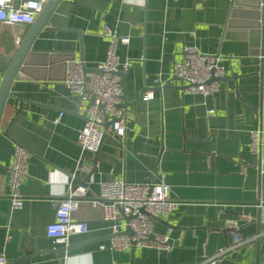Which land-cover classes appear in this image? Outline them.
I'll return each instance as SVG.
<instances>
[{"label": "crops", "instance_id": "1", "mask_svg": "<svg viewBox=\"0 0 264 264\" xmlns=\"http://www.w3.org/2000/svg\"><path fill=\"white\" fill-rule=\"evenodd\" d=\"M230 7L231 0L60 2L50 27L40 31L31 50L73 54L75 63L81 51L85 67L96 69L107 51L102 36L107 27L129 38L128 45L116 48L121 61H132L125 75L127 102L137 100L140 92H152L154 98L125 109V139L105 135L94 172L83 184L86 193L72 215L73 221L87 224V232L71 235L65 246L72 249L59 259L51 251L64 246L54 245L44 228L54 220L71 178L81 182L83 164L91 169L94 157L76 144L84 123L80 95L54 80L20 75L13 82L0 123V256L9 264H208L230 243L228 232L236 231L249 241L227 256L249 264L262 248L259 264H264V229L257 222L258 214L264 215V174L259 175L250 152V131L264 130V59H258L264 55V37L258 54L252 52L255 41L230 36L233 33L223 37ZM30 27L0 24V56L11 55L15 38L21 41ZM188 46L222 57L225 79L209 97L185 94L178 81H171L173 65L182 61ZM15 145L31 155L18 210L11 209L8 198ZM115 180L162 181L170 187L175 209L155 221L157 233L170 230L174 248L169 253L140 247L99 249L108 245L110 231L101 207L90 202L98 200L101 183Z\"/></svg>", "mask_w": 264, "mask_h": 264}, {"label": "built area", "instance_id": "2", "mask_svg": "<svg viewBox=\"0 0 264 264\" xmlns=\"http://www.w3.org/2000/svg\"><path fill=\"white\" fill-rule=\"evenodd\" d=\"M48 0H0V24L13 27L19 24H31ZM264 14V0L261 3ZM103 37L107 39L108 46L104 60L97 65L100 73H87L88 82H84L81 65L74 62L66 72L64 84L72 92L81 94L83 86L87 93L83 95V104L80 106L86 119L78 131L76 144L82 153L94 154L102 144L104 134L125 139L129 132L126 111L120 107L121 85L119 73L126 74L132 61H121L116 54L119 44L128 45V37H119L107 27L103 30ZM16 45L19 38H15ZM182 61L175 63L172 77L178 79L184 86L183 93L188 95H201L209 97L219 89V81L224 76L222 57L217 54L200 53L195 47L188 46L183 49ZM259 60L264 59L263 54L258 55ZM212 80V81H211ZM90 96L94 97L93 104L86 107ZM260 96L264 100V74L260 82ZM154 98L152 92L145 93L142 100L147 102ZM209 113H212L210 111ZM262 119L261 111H257ZM62 113L55 121L58 122ZM114 119L112 124L104 131L103 124L106 117ZM250 152L257 159L259 175L264 174V130L250 131ZM30 152L19 145H15L11 165L8 169V198L11 209L22 207L23 198L20 187L28 177V160ZM86 188L78 185L72 177L68 184L65 197L57 202L54 220L45 228V236L57 246H65L71 235H82L87 232L85 222L72 220L73 213L78 209L79 199L84 197ZM92 207H101L102 220L108 223L110 231L107 246L100 245V250L122 252L134 247L153 249L157 252L169 253L174 244L169 239V232L157 233L155 221L159 217H168L175 209L176 204L170 199V187L162 181L146 184H129L122 180L100 184L98 200L90 202ZM125 217L130 220L125 222ZM123 228V229H122ZM128 228L132 235L122 232ZM230 243L219 251L210 261H221L228 253L241 247L249 240L241 239L236 231L228 232ZM258 238V237H255ZM209 261V262H210ZM0 264H9L4 255L0 256Z\"/></svg>", "mask_w": 264, "mask_h": 264}, {"label": "water", "instance_id": "3", "mask_svg": "<svg viewBox=\"0 0 264 264\" xmlns=\"http://www.w3.org/2000/svg\"><path fill=\"white\" fill-rule=\"evenodd\" d=\"M62 0H48L42 11L38 14L35 20L30 24L31 27L28 32L23 35L21 41L16 46L15 50L11 55L8 56H0V123L1 117L4 109V105L6 100L9 97L10 87L13 82L19 79L20 75L27 76L29 78L35 80H54L57 82H64L66 78L67 70H70L73 66L75 56L73 54H49V53H40L31 50L32 43L37 38L38 34L43 28L50 27L49 20L55 9L60 4ZM263 0H231V7L229 9L227 20L223 26V37L228 33H233L230 36L249 39L251 41H255L252 45V49H256V51H252L255 54H258L262 49L263 37H264V14L261 11V3ZM54 29V27L52 26ZM55 30V29H54ZM81 49V46H80ZM79 63L81 65V71L83 73L84 82H88V78L86 77L87 73H100V71L96 69L86 68L83 60H82V52H79ZM120 76V85H121V104L120 107L124 110L129 106H132L136 103L142 102L143 94L139 93V97L137 100L133 102H127L126 100V88H125V75L123 73L118 74ZM230 78L235 79L236 76L232 75ZM225 77L220 79H213L217 81L224 80ZM211 80V81H212ZM171 81H178L180 83V89H183L184 86L181 82L172 77ZM171 83V82H170ZM87 93L85 85L83 86V90L79 96V105L83 104V95ZM94 97L90 96L89 100L86 102V107L88 108L93 104ZM79 107L76 109V113H78ZM83 119H86V112L82 114ZM114 121L111 117H106L103 128L106 132L108 127ZM105 137V134H104ZM103 137V139H104ZM103 143V140H102ZM101 147V146H100ZM99 147V148H100ZM98 151L94 153V157L91 161V169L86 164H83L84 167L81 171V179L79 182L75 179L76 184L83 185L85 181L91 176L94 172L95 165L98 161L97 155ZM152 184L154 181L151 182ZM262 203H264V191L261 195ZM264 205V204H263ZM130 220V217H125L124 221L127 222ZM257 222L260 224L261 229H264V215L262 213L258 214ZM122 234L131 236L132 232L125 228ZM135 247L133 246L131 249L133 251ZM32 249L34 253H38L37 251V241L33 240ZM72 247L64 246L55 250H52L51 253L57 255L60 259V255L62 253L68 252ZM262 248L258 251V255L255 260L249 264H259V254H261ZM60 264L62 262L60 261ZM208 264H242L238 261L230 258L229 256H224V258L219 260H214L208 262Z\"/></svg>", "mask_w": 264, "mask_h": 264}]
</instances>
